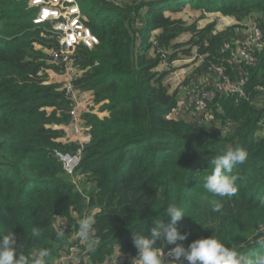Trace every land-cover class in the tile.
<instances>
[{
	"label": "trees",
	"instance_id": "1",
	"mask_svg": "<svg viewBox=\"0 0 264 264\" xmlns=\"http://www.w3.org/2000/svg\"><path fill=\"white\" fill-rule=\"evenodd\" d=\"M85 1L79 4L98 44L76 48L72 83L90 93L92 108L82 119L91 140L68 174L54 150L74 149L64 131L72 100L62 82L49 80V69L61 68L49 64L42 49L57 47V34L50 22H33L29 0H0V235L12 231L29 258L47 248L52 264L67 250L78 218L90 214L100 245L87 255L101 264L115 253L135 256L132 233L150 235L152 220L169 223L166 208L175 203L188 215L175 225L188 233L177 243L187 247L213 234L246 256L264 251V94L258 89L264 85V0H88L90 13ZM186 6L253 20L263 35L256 61L231 62L241 41H234L238 24L197 29L196 22L172 15ZM183 32L192 34L186 42L178 39ZM180 53L195 54L212 74L220 64L233 81H243L244 96L216 87L209 104L225 132L208 126L202 112L187 120L173 116L177 89L164 82L169 71L157 68ZM234 145L249 153L231 173L238 192L214 197L204 179L215 155ZM212 200L221 203L219 212L211 210ZM59 217L69 221L68 230L57 228ZM34 227L39 237L31 235ZM157 246L168 253L174 245Z\"/></svg>",
	"mask_w": 264,
	"mask_h": 264
},
{
	"label": "built area",
	"instance_id": "2",
	"mask_svg": "<svg viewBox=\"0 0 264 264\" xmlns=\"http://www.w3.org/2000/svg\"><path fill=\"white\" fill-rule=\"evenodd\" d=\"M29 5L36 9L33 22L36 24L50 22L57 34V47L47 49L39 46L38 48H42L49 54V64L61 68L60 75L64 76L63 81H61L63 83L62 88L72 100V106L69 110L71 120L64 126V131L66 139L70 136H76L78 140L74 145V149L54 150L55 156L62 164L63 169L68 174H72L80 162L83 146L91 140V134L82 119V113L87 110L89 103L88 101L85 103V99L79 98L80 90H77L72 83L77 72L71 57L75 54L78 46L91 48L98 44V38L92 32L90 26L87 25L88 18L82 11L79 0H29ZM240 25L243 31V40L237 42L231 56V62L234 65H251L256 61L257 51L261 49L263 35L253 20L244 21ZM211 80V85L214 87L208 86L207 83L209 82H205L203 86L186 90L183 102L195 112H202L209 124L208 126L217 127L218 124L213 121L212 115L208 112L209 104L216 96L215 88L220 85L226 92L244 96L243 81H233L220 64L214 67ZM258 89L264 94V85L259 86ZM217 128L221 129L222 132L226 131L224 126ZM81 218L79 217L78 220ZM56 226L61 231L68 230L70 227L69 221L62 217L58 218ZM93 231L95 233L94 229ZM73 232L75 233L72 234ZM77 232V229H72V233H68L71 234L70 239L64 245L67 250H60L59 255L52 264H89L91 262L87 254L81 255L72 251L73 249L77 250L78 247L81 248L80 245L83 244L76 238ZM62 251L63 253H61ZM74 254L75 256H73ZM59 257L60 259H57ZM169 259L171 260L170 257ZM125 260V257L115 253L101 264H121ZM171 263L175 264L173 260H171Z\"/></svg>",
	"mask_w": 264,
	"mask_h": 264
},
{
	"label": "clouds",
	"instance_id": "3",
	"mask_svg": "<svg viewBox=\"0 0 264 264\" xmlns=\"http://www.w3.org/2000/svg\"><path fill=\"white\" fill-rule=\"evenodd\" d=\"M249 153L239 145L228 147L225 151L215 155L211 163L212 171L205 177L203 187L214 197H233L238 192L237 177L231 175L234 166L244 164ZM211 210L219 212L221 203L219 200L210 201ZM170 216V222L165 224L161 218L152 220L153 227L150 235H145V230L133 232L131 239L136 249V256L131 264H164V257L157 242L163 241L169 245L168 256L175 264H264V251L249 257L242 254L237 248L226 246L219 235L197 238L191 241L187 247L177 241H184L188 233L180 232L175 226L184 216V209L177 204H169L166 214ZM95 218L85 214L78 223L76 238L90 251L100 245V240L95 237L93 226ZM31 235L39 237L41 233L33 228ZM63 233L58 234L62 238ZM50 255L47 248H42L38 253L29 258L23 254L22 248L12 231L0 235V264H47L46 258Z\"/></svg>",
	"mask_w": 264,
	"mask_h": 264
},
{
	"label": "rangeland",
	"instance_id": "4",
	"mask_svg": "<svg viewBox=\"0 0 264 264\" xmlns=\"http://www.w3.org/2000/svg\"><path fill=\"white\" fill-rule=\"evenodd\" d=\"M85 5H86L89 13H90V8H94L93 4L88 0L85 1ZM186 9H187L186 11H181V12H177V13H173V14H174V16L176 15L179 18H182V20H185L187 22H196V28L197 29H202L203 27H205L211 23H214L215 25L224 23L223 19H221V16H223L224 14H222L221 12H206V11L203 12L200 9H191L188 7ZM226 16L227 17L225 18V20L231 17L228 15H226ZM228 20H229L228 24L223 28H226L227 26L229 27V26L234 25V24H238L239 25L238 26L239 31L237 32L238 37L236 39H234V38L233 39H234V41L243 40V31L240 27L241 26L240 24H243L244 21L243 20L242 21H237V20L235 21L231 18ZM215 25H214V29L212 31L216 30V32H218L217 30L221 27L215 28ZM191 36H192V34L190 32H183L180 34L178 39L182 42H186L188 39L191 38ZM230 47L231 46H229V48ZM201 64H202V59L199 57H196L195 54L193 56H184L181 53L178 55V58H176L174 61L171 62V64L166 63V62H161L159 64V67H162L161 70H163V68H164V69H167L169 71L168 74L164 78V82H165V84H167L168 88L171 91H172L171 86L174 89L178 88V86H184V88L181 89L182 90V97H181L182 100L180 99L177 108L172 113L174 117L184 118L185 120H187V119H193V116L196 115L195 110L188 108L186 106V104H184L183 97L186 94V90L203 86V85H205V82H209V80L213 78V74L211 72H208V70H206L204 67H202ZM48 73L51 74V78H49L50 81L61 82L64 79V76L60 75L61 74L60 71L56 72L53 69H49ZM207 79H208V81H204ZM207 84H209V83H207ZM79 98L85 99V103H87V101H88L90 108H92V99L90 98V95H88V92L80 91ZM98 106L99 105L95 106V111L97 110ZM77 140L78 139L76 136H70V137H67L66 141L71 143L72 146H74L76 144ZM70 235L71 234L68 235L66 242L68 241V239H70ZM63 244H64V242H63ZM63 251L61 253H63ZM72 251H75V253H78L81 255L87 254L86 248L78 247L77 250L73 249ZM35 252L38 253L39 251L36 249ZM57 255L58 254H55V256L53 258L57 257ZM161 255L164 257V262L166 264H172L167 253L163 252V253H161ZM73 256H75V254ZM135 256L128 257L121 264H131V261ZM57 259H60V257ZM89 264H94V263L90 262Z\"/></svg>",
	"mask_w": 264,
	"mask_h": 264
},
{
	"label": "crops",
	"instance_id": "5",
	"mask_svg": "<svg viewBox=\"0 0 264 264\" xmlns=\"http://www.w3.org/2000/svg\"><path fill=\"white\" fill-rule=\"evenodd\" d=\"M188 6H186V8H187ZM184 9V11H186L187 9ZM189 8V7H188ZM214 12H220V11H214ZM173 16H174V14H172ZM176 16V15H175ZM229 16V15H228ZM176 17H178V16H176ZM227 16L226 15H223V16H221V19H223V21H224V23L223 24H217V25H215V28L216 27H221V28H219L218 30H221L223 27H225L227 24H228V19H233V20H235L236 21V19L233 17V16H231L230 18H228V19H226L225 20V18H226ZM225 24V25H224ZM162 69V67H159L158 66V70H161ZM164 69V68H163ZM49 78H51V74H49ZM204 81H208V79L207 80H204ZM209 83H212V80L210 79L209 80ZM184 88V86H178V88H175V89H177V96H178V98L179 99H181V97H182V90L181 89H183ZM217 88L218 89H223V87L222 86H220V85H217ZM171 89L172 90H174V88L171 86ZM170 90V89H169ZM224 90V89H223ZM88 95H90V93H88ZM182 100V99H181Z\"/></svg>",
	"mask_w": 264,
	"mask_h": 264
}]
</instances>
